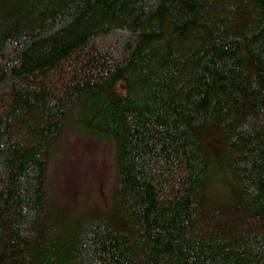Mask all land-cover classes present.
<instances>
[{"label":"trees","instance_id":"trees-1","mask_svg":"<svg viewBox=\"0 0 264 264\" xmlns=\"http://www.w3.org/2000/svg\"><path fill=\"white\" fill-rule=\"evenodd\" d=\"M0 264H264V0H0Z\"/></svg>","mask_w":264,"mask_h":264},{"label":"rangeland","instance_id":"rangeland-1","mask_svg":"<svg viewBox=\"0 0 264 264\" xmlns=\"http://www.w3.org/2000/svg\"><path fill=\"white\" fill-rule=\"evenodd\" d=\"M61 150L53 165L60 201L71 205L105 201L114 173L112 144L74 134Z\"/></svg>","mask_w":264,"mask_h":264}]
</instances>
